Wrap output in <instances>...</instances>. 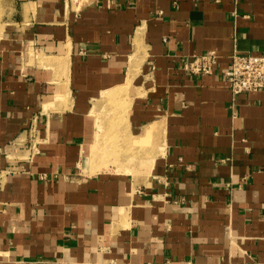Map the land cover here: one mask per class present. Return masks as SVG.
<instances>
[{"label": "crops", "instance_id": "obj_1", "mask_svg": "<svg viewBox=\"0 0 264 264\" xmlns=\"http://www.w3.org/2000/svg\"><path fill=\"white\" fill-rule=\"evenodd\" d=\"M234 52L264 56V0H0V264H264Z\"/></svg>", "mask_w": 264, "mask_h": 264}, {"label": "built area", "instance_id": "obj_2", "mask_svg": "<svg viewBox=\"0 0 264 264\" xmlns=\"http://www.w3.org/2000/svg\"><path fill=\"white\" fill-rule=\"evenodd\" d=\"M218 60V55L213 52L193 56L184 64L183 69L195 76L212 75L218 64ZM223 75L234 97L241 94L263 92L264 56L234 52L230 57L229 65ZM162 264L171 263L165 262Z\"/></svg>", "mask_w": 264, "mask_h": 264}, {"label": "bare ground", "instance_id": "obj_3", "mask_svg": "<svg viewBox=\"0 0 264 264\" xmlns=\"http://www.w3.org/2000/svg\"><path fill=\"white\" fill-rule=\"evenodd\" d=\"M96 151V150H95Z\"/></svg>", "mask_w": 264, "mask_h": 264}]
</instances>
